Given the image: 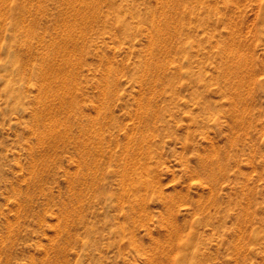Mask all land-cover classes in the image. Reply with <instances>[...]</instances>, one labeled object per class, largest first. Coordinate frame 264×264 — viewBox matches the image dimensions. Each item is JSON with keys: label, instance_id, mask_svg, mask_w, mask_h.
Returning a JSON list of instances; mask_svg holds the SVG:
<instances>
[{"label": "rangeland", "instance_id": "374dc122", "mask_svg": "<svg viewBox=\"0 0 264 264\" xmlns=\"http://www.w3.org/2000/svg\"><path fill=\"white\" fill-rule=\"evenodd\" d=\"M0 264H264V0H0Z\"/></svg>", "mask_w": 264, "mask_h": 264}]
</instances>
